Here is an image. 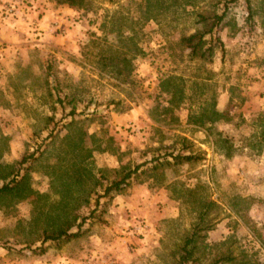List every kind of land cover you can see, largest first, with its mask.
<instances>
[{"label": "rangeland", "instance_id": "374dc122", "mask_svg": "<svg viewBox=\"0 0 264 264\" xmlns=\"http://www.w3.org/2000/svg\"><path fill=\"white\" fill-rule=\"evenodd\" d=\"M247 3L0 0V264H178L196 225L185 264H264V0ZM222 12V51L189 59L179 38Z\"/></svg>", "mask_w": 264, "mask_h": 264}, {"label": "trees", "instance_id": "16d2710c", "mask_svg": "<svg viewBox=\"0 0 264 264\" xmlns=\"http://www.w3.org/2000/svg\"><path fill=\"white\" fill-rule=\"evenodd\" d=\"M246 1V10H247V18L246 20L250 19V7ZM224 18V13L222 12L219 15L213 14L209 19L202 18L200 17V21H202L203 28L201 30H196L195 32L187 35V36H182L178 40V46L184 50L187 51V55L189 59H200V60H205L207 58H210L213 51L218 48L219 51H222V44L219 41V39L213 35V30L215 27L223 20ZM213 44V46H211ZM72 115L73 111L70 112ZM193 158L192 156L188 155H176L172 156V164L174 165H179L182 162L187 163L191 161ZM139 167L136 166L133 168L132 171L126 172L122 178L117 181L113 182L105 191H110V190H120L122 185L125 184V181L130 178V176L137 171ZM9 191L8 186L4 185L0 187V194L5 193ZM201 215L199 219V224H201ZM198 226L196 225L194 227V230L184 238L183 244L180 248L181 254L178 257V264H185L189 262L191 252H190V247L194 243L196 232H197ZM61 237H65L66 239L75 237V234H69L67 235L65 232H57L54 236H48L46 239L50 240H56ZM224 262H228L227 260H223Z\"/></svg>", "mask_w": 264, "mask_h": 264}]
</instances>
